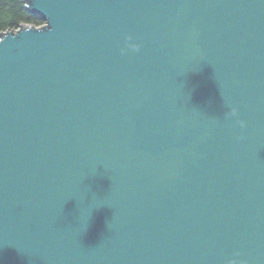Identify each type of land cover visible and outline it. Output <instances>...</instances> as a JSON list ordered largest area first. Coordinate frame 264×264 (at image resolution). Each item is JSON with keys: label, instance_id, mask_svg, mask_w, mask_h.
Segmentation results:
<instances>
[{"label": "water", "instance_id": "1", "mask_svg": "<svg viewBox=\"0 0 264 264\" xmlns=\"http://www.w3.org/2000/svg\"><path fill=\"white\" fill-rule=\"evenodd\" d=\"M23 1L0 264H264V0Z\"/></svg>", "mask_w": 264, "mask_h": 264}, {"label": "trees", "instance_id": "2", "mask_svg": "<svg viewBox=\"0 0 264 264\" xmlns=\"http://www.w3.org/2000/svg\"><path fill=\"white\" fill-rule=\"evenodd\" d=\"M25 24L41 26L44 21L30 12L23 0H0V33L17 30Z\"/></svg>", "mask_w": 264, "mask_h": 264}, {"label": "built area", "instance_id": "3", "mask_svg": "<svg viewBox=\"0 0 264 264\" xmlns=\"http://www.w3.org/2000/svg\"><path fill=\"white\" fill-rule=\"evenodd\" d=\"M15 31V30H14Z\"/></svg>", "mask_w": 264, "mask_h": 264}]
</instances>
